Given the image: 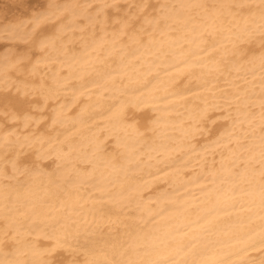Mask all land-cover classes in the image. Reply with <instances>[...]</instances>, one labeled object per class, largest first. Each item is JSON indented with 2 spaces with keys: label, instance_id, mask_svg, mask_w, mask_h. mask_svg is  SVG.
<instances>
[{
  "label": "bare ground",
  "instance_id": "obj_1",
  "mask_svg": "<svg viewBox=\"0 0 264 264\" xmlns=\"http://www.w3.org/2000/svg\"><path fill=\"white\" fill-rule=\"evenodd\" d=\"M0 264H264V0H0Z\"/></svg>",
  "mask_w": 264,
  "mask_h": 264
}]
</instances>
